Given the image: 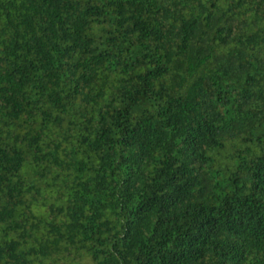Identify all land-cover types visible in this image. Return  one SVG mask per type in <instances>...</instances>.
I'll return each instance as SVG.
<instances>
[{
    "label": "trees",
    "instance_id": "trees-1",
    "mask_svg": "<svg viewBox=\"0 0 264 264\" xmlns=\"http://www.w3.org/2000/svg\"><path fill=\"white\" fill-rule=\"evenodd\" d=\"M0 264H264V0H0Z\"/></svg>",
    "mask_w": 264,
    "mask_h": 264
}]
</instances>
